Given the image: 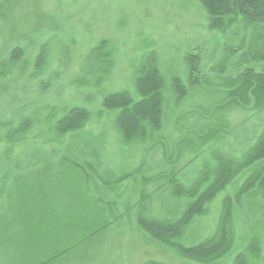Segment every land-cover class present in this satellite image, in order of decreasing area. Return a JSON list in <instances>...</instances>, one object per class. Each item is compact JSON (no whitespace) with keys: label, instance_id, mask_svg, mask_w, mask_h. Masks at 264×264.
<instances>
[{"label":"rangeland","instance_id":"rangeland-1","mask_svg":"<svg viewBox=\"0 0 264 264\" xmlns=\"http://www.w3.org/2000/svg\"><path fill=\"white\" fill-rule=\"evenodd\" d=\"M234 36L211 32L207 14L195 0H0V66L13 47L26 52L0 79V135L23 117L38 121L27 141L0 146V152L10 147L14 160L33 163L11 171L5 183L0 264H38L57 255L49 264H144L151 259L186 264L187 259L144 231L138 219L179 214V201L161 187V176L176 174L188 185L216 149L239 156L264 129V109H232L224 115L228 127L218 142L200 145L198 153L185 147L196 140L199 130L193 125L213 121L208 116L219 99L218 64L228 47L241 43ZM102 40L109 41L113 52L112 71L99 88L80 87L78 82L101 75L90 74L99 64L87 57ZM44 44L47 63L33 77ZM152 49L168 85L173 76L185 77L184 57L190 52L202 55L206 82L181 106L174 109L167 102L166 124L150 147L123 142L114 126L115 112L102 111L101 103L110 91L134 92L137 69ZM74 106L90 109V121L53 140L55 120ZM240 178L187 229L184 245H195L215 230L222 199ZM246 218L237 222L241 236Z\"/></svg>","mask_w":264,"mask_h":264},{"label":"trees","instance_id":"trees-1","mask_svg":"<svg viewBox=\"0 0 264 264\" xmlns=\"http://www.w3.org/2000/svg\"><path fill=\"white\" fill-rule=\"evenodd\" d=\"M195 1L207 14L211 32L226 36L235 35V39L241 40L237 48L228 47L227 56L218 64L219 99L210 105L212 112L208 116L213 118V121L193 125V128L199 130L196 136H193L196 140H188L186 143L187 149L191 148L198 153L200 145L215 143L221 139L228 127L224 119L227 112L232 109H264V0ZM47 50L46 44L41 46L31 76L42 74L47 63ZM25 56L23 47H13L8 60L0 66V79L6 78L11 68L22 62ZM87 59H94L96 64H99L90 74L101 75L94 76V80L80 81L78 86L99 88L114 64L109 41H100L90 50ZM184 61L187 66L185 77L173 76L168 85L159 66L158 54L152 49L143 56L137 69L134 92L123 89L110 91L103 96L102 111L115 112L114 126L123 142L145 145L151 143L150 147H153L158 142L157 135L166 124L167 102L171 101L174 109L181 106L192 90L206 82V75L202 70L203 57L200 53L190 52L184 57ZM235 63L239 69L231 70ZM167 93L170 94L169 100ZM194 114L196 117V112ZM91 117L92 112L87 107L67 108L55 120L53 140L81 130ZM37 122L33 117L26 116L18 123L11 124L8 133L0 135V146L27 141L26 134ZM184 150L185 148L181 153ZM214 152V157L203 163L200 172L198 171L188 185L176 174L161 176V179H165L164 183L166 182L161 187L179 201L181 209L177 217H140L138 225L154 240L187 259L186 264H227L230 261L231 264H264V233L261 232L264 228V129L254 136L252 143L239 156L220 149ZM181 153L180 156L183 155ZM145 164L147 165L146 162ZM32 166L33 163L29 159L14 160L8 146L4 152H0V170H6L0 174V200L4 195L10 172ZM238 176L241 177L239 183L222 199L221 213L215 230L195 245H184L181 239L187 229L196 223L197 219L209 214L210 203L220 192L236 183ZM159 178L160 176L155 180ZM4 209L2 202L0 221ZM240 214L249 216L244 219L247 230L243 236L237 226L242 216ZM77 228L78 226L74 225L72 230L77 231ZM65 250L69 248L65 246ZM234 251L236 253L232 256ZM57 257L58 255L38 264H49ZM144 264L165 263L151 259Z\"/></svg>","mask_w":264,"mask_h":264}]
</instances>
